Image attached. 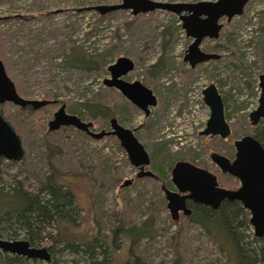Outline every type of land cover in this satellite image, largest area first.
Wrapping results in <instances>:
<instances>
[{"label":"rangeland","instance_id":"374dc122","mask_svg":"<svg viewBox=\"0 0 264 264\" xmlns=\"http://www.w3.org/2000/svg\"><path fill=\"white\" fill-rule=\"evenodd\" d=\"M120 2L0 1V59L17 93L24 99L58 102L32 114L9 103L0 105L1 115L18 134L24 149L20 163L1 158L2 182L6 188L18 184L35 193L50 162L64 174L61 181L74 193L79 217L75 224L49 230L58 234L51 253L57 262L91 264L95 256L98 262L106 259L104 264H172L173 234L179 231L178 244L186 263H223L226 256L213 237L198 225L187 223L181 214L177 221L171 220L160 183L135 178L137 170L114 137L93 140L72 127L51 132L47 123L64 104L67 113L92 122V131H107L110 118L78 116L85 113L82 103L101 102L114 110L122 126L134 130L150 159L146 170L159 176L163 184L175 190L170 170L177 161L202 166L219 176L222 173L210 160V153L232 159L233 142L249 135L253 128L248 116L258 105V76L264 75V0H250L241 16L230 22L222 20L218 39H205L200 46L219 58L194 68L183 61L191 39L185 36L176 15L161 10L137 15L117 11L103 16L86 11ZM75 57L84 60L86 67L67 64ZM119 57L134 63V69L122 79L140 82L157 97V105L147 116L103 84L110 78L108 67ZM210 83L223 98L224 118L231 131L225 140L199 134L210 114L202 100V90ZM228 180L231 187L222 188L238 187L237 182ZM142 222L148 224L150 237L141 238L131 248L127 238L114 233L119 225L127 228ZM21 239L22 235L14 240ZM87 239L94 241V255L82 250ZM67 242L80 245L70 250L65 248ZM106 244L110 245L108 253ZM49 245L43 243L38 248L48 250ZM99 247L106 250L104 256Z\"/></svg>","mask_w":264,"mask_h":264},{"label":"water","instance_id":"95a60500","mask_svg":"<svg viewBox=\"0 0 264 264\" xmlns=\"http://www.w3.org/2000/svg\"><path fill=\"white\" fill-rule=\"evenodd\" d=\"M6 1V0H0ZM250 0H217L214 2L200 1L194 3H162L152 0H121L119 4L99 5L89 7L86 11H96L99 15H107L117 11H130L132 15L147 14L156 10L174 14L181 22V28L187 38L192 42L188 45L184 62L190 68L212 60L218 55L204 53L200 44L204 39L218 38L222 28V19L230 22L232 18L241 16ZM134 69L133 62L126 57H119L114 64L108 67L110 78L103 84L108 88L117 90L126 100L142 110L145 115L149 107L156 105V98L152 91L140 82H126L122 79ZM260 95L258 105L248 116L251 126L260 122L264 128V75L258 77ZM203 102L210 114L202 136H218L226 139L230 135V128L224 118L223 102L214 84L210 83L202 90ZM9 103L19 109L30 108L37 111L57 101L29 100L21 97L14 83L8 77L5 67L0 59V105ZM48 130L53 132L61 128L72 127L85 133L93 140L104 137H115L120 147L126 153L129 163L138 170L136 176L153 177L151 172L144 168L149 165V157L142 144L133 132L119 125L115 118L109 120V130L92 131V123L84 122L79 117L68 114L65 105L61 104L53 113L52 119L47 123ZM235 149L234 159L230 161L225 156L213 153L211 161L222 174H228L238 181L236 190H226L218 186L214 174L201 169L189 162H176L171 171V183L175 190L161 187L166 200V208L172 220H177L179 214L189 216L191 210L187 208L186 201L207 206L212 210L220 207L223 201H237L242 208L250 214L249 225L256 238L264 237V148L252 136L246 135L233 142ZM0 158L12 163H20L24 159V149L18 134L0 113ZM125 184H129L126 182ZM186 193V194H183ZM0 252L9 255L25 257L50 263L51 255L47 248H35L25 239L5 240L0 238Z\"/></svg>","mask_w":264,"mask_h":264},{"label":"trees","instance_id":"16d2710c","mask_svg":"<svg viewBox=\"0 0 264 264\" xmlns=\"http://www.w3.org/2000/svg\"><path fill=\"white\" fill-rule=\"evenodd\" d=\"M67 64L71 66L82 64L83 67H86L84 60H81L79 57L72 58ZM81 106L85 110V113H78V116H84L88 119L101 118L105 120L115 116L114 110L101 102H97L94 105L85 102ZM20 110L27 111L30 114L34 113L30 108ZM75 132L78 133V131ZM250 135L256 138L264 148L263 129L252 128ZM63 175L50 162L49 171L44 177L40 188L35 193L25 191L18 184L6 188L0 175L1 239L14 240L22 235L23 239L28 241L32 247L49 243L48 251L50 254L54 252V245L59 240L58 234H53L49 230L52 228L56 229L58 225L75 224L79 217V208L75 195L69 188L63 185L61 181ZM225 178L235 181L227 174H220L217 178L218 184L228 188L231 187V183ZM161 183L168 186L166 183L163 184L162 181ZM248 219V212L236 201H224L216 210H211L201 205H194L190 215L185 217L187 223L198 225L207 235L213 237L214 241L218 244V250L226 256L225 261L220 264H264V237L256 238L253 235ZM116 232L121 233V238H127L130 248L141 238L150 237L149 226L146 222H142L139 226L134 225L127 228H122L119 225L115 228L114 233ZM174 236L176 245L173 244L175 258L172 264H188L178 244L177 238H181L179 231L173 234V238ZM111 240L113 241L112 236ZM91 242L94 241L87 239V242L81 246L84 248L82 249L83 252H89L94 255V247H91ZM79 245L67 242L65 248L75 250ZM99 248L101 249L102 256H104L106 250L104 251L102 247ZM104 248L107 249V253L110 252L109 244H106ZM92 258L94 260L91 259V264L106 263V259L104 258L99 262L95 256ZM0 264H40V261L0 252ZM48 264L63 263L52 259L51 254V261Z\"/></svg>","mask_w":264,"mask_h":264},{"label":"flooded vegetation","instance_id":"af4514ba","mask_svg":"<svg viewBox=\"0 0 264 264\" xmlns=\"http://www.w3.org/2000/svg\"><path fill=\"white\" fill-rule=\"evenodd\" d=\"M93 12H96V11H93ZM96 13H97V12H96ZM222 20H225V19H222ZM221 23H222V21H221ZM180 26H181V22H180ZM222 27H223V23H222ZM221 29H222V28H221ZM221 29H220V31H221ZM182 30H183V29H182ZM220 31H219V35H220ZM184 33H185V32H184ZM219 35H218V37H219ZM185 36H186V35H185ZM206 39H207V38H206ZM217 39H218V38H217ZM204 40H205V39H204ZM204 40H203V41H204ZM209 40H210V39H209ZM214 40H216V39H214ZM203 41H202V42H203ZM191 42H192V40H191ZM202 42H201V43H202ZM200 46H201V44H200ZM200 49H201V47H200ZM201 51H202V50H201ZM203 52H204V51H203ZM204 53H207V52H204ZM183 61H184V60H183ZM186 63H187V62H186ZM133 64H134V63H133ZM187 64H188V63H187ZM201 64H202V63H201ZM198 65H199V64H198ZM196 66H197V65H196ZM196 66H195V67H196ZM124 81H125V80H124ZM126 82H127V81H126ZM129 83H132V82H129ZM143 86H144V85H143ZM205 88H206V87H205ZM217 91H218V90H217ZM153 95H154V94H153ZM259 95H260V92H259ZM154 96H155V95H154ZM220 96H221V95H220ZM155 98H156V105H157V97L155 96ZM221 98H222V97H221ZM202 99H203V98H202ZM258 99H259V98H258ZM222 102H223V98H222ZM203 103H204V102H203ZM50 105H51V104H50ZM156 105H155V106H156ZM48 106H49V105H48ZM155 106H154V107H155ZM46 107H47V106H46ZM206 107H207V106H206ZM223 107H224V102H223ZM150 108H152V107H149V112H150ZM41 109H43V108H41ZM41 109H39V110H41ZM223 110H224V108H223ZM37 111H38V110H37ZM65 111H66V109H65ZM66 113H67V112H66ZM68 114H69V113H68ZM148 114H149V113H148ZM148 114H147V115H148ZM144 115H145V114H144ZM147 115H145V116H147ZM224 116L227 117V115H225V113H224ZM111 118H115L116 121H117V123H118L119 125H121L120 122H119V120H118L116 117H111ZM111 118H110V119H111ZM110 119H109V120H110ZM206 122H207V121H206ZM205 125H206V124H205ZM121 126H122V125H121ZM123 127H124V126H123ZM252 127H253V128H261V129L264 130V128L262 127L261 122H260L257 126H252ZM125 128H126V127H125ZM229 128H230V127H229ZM127 129L131 130V131L133 132V134H134V130H132V129H130V128H127ZM201 132H202V131H201ZM201 132H200V133H201ZM200 133H199V134H200ZM230 135H231V131H230ZM230 135H229V136H230ZM134 136H135V134H134ZM200 136H202V135H200ZM249 136H252V135L249 134ZM135 137H136V136H135ZM210 137H218V136H210ZM252 137H253V136H252ZM114 138H115V137H114ZM136 138H137V137H136ZM227 138H228V137H227ZM227 138H226V139H227ZM115 139H116V138H115ZM255 139H256V138H255ZM116 140H117V139H116ZM137 140H138V139H137ZM223 140H225V139H223ZM256 140H257V139H256ZM257 141H258V140H257ZM258 142H259V141H258ZM259 143H260V142H259ZM261 146H262V145H261ZM262 147H263V146H262ZM213 153H216V152H212V153H210V155L213 154ZM216 154H219V153H216ZM219 155H221V154H219ZM222 156H223V155H222ZM148 157H149V156H148ZM209 158H210V156H209ZM226 158H227V157H226ZM233 159H234V155H233L232 159H229V160L232 161ZM210 160H211V159H210ZM177 162H178V161H177ZM189 163H190V162H189ZM212 163H213V162H212ZM149 164H150V159H149ZM191 164H192V163H191ZM193 165H194V164H193ZM214 165H215V164H214ZM195 166H196V165H195ZM215 166H216V165H215ZM197 167H199V166H197ZM216 167H217V166H216ZM199 168H201V169H205V168H203L202 166L199 167ZM217 168H218V167H217ZM134 169H135V168H134ZM171 169H172V168H171ZM136 170H137V169H136ZM145 170H146V167H145ZM205 170H207V169H205ZM170 171H171V170H170ZM207 171H209V170H207ZM218 171H219V169H218ZM137 172H138V170H137ZM137 172H136V173H137ZM209 172H210V171H209ZM219 172H220V171H219ZM210 173H212V172H210ZM215 173H216V172H215ZM220 173H221V172H220ZM212 174H213V173H212ZM135 175H136V174H135ZM154 175H155V174H154ZM214 175H215V174H214ZM227 175H228V174H227ZM155 176H157V175H155ZM215 176H216V178H218L217 175H215ZM228 176H229V175H228ZM230 177H231V176H230ZM157 178H158L157 180L154 179V178H152V179L155 180V181H157L158 183H160V189H161L162 186H164L165 188L174 191L173 188H170L169 186H166V185H162L159 176H157ZM231 178H233V177H231ZM233 179H234V178H233ZM234 180L237 181L236 179H234ZM217 182H218V181H217ZM237 183H238V181H237ZM218 186L221 187L219 184H218ZM238 187H239V184H238ZM238 187H237V188H238ZM221 188H222V187H221ZM237 188H236V189H237ZM236 189H234V190H236ZM226 190H229V189H226ZM161 191H162V190H161ZM183 194H186V193H183ZM223 202H224V201H223ZM223 202H222V203H223ZM226 202H229V201H226ZM232 202H235V201H232ZM236 202H237V201H236ZM222 203H221V204H222ZM238 203H239V202H238ZM221 204H220V205H221ZM239 204H240V203H239ZM194 205H200V204H195V203H193L192 201H189V200L186 201V206H187V208H189L191 211L193 210V206H194ZM240 205H241V204H240ZM201 206H203V205H201ZM241 207H242V205H241ZM210 209H211V208H210ZM211 210H212V209H211ZM244 210H245V209H244ZM246 211H247V210H246ZM247 212H248V211H247ZM190 213H191V212H190ZM180 214L182 215V213H180ZM180 214H179V216H180ZM248 214H249V212H248ZM182 216H183V215H182ZM183 217H187V216H183ZM249 217H250V214H249ZM178 219H179V218H178ZM178 219H177V220H178ZM248 223H249V219H248ZM249 226H250V225H249ZM252 233H253V232H252Z\"/></svg>","mask_w":264,"mask_h":264},{"label":"bare ground","instance_id":"6f19581e","mask_svg":"<svg viewBox=\"0 0 264 264\" xmlns=\"http://www.w3.org/2000/svg\"><path fill=\"white\" fill-rule=\"evenodd\" d=\"M260 76V75H259ZM258 76V77H259ZM259 81V80H258ZM58 103V102H57ZM56 104V103H55ZM31 110V109H30ZM33 111V110H32ZM92 123V122H91ZM92 128H93V124H92ZM74 129V128H73ZM74 130H76V129H74ZM92 130V129H91ZM49 131V130H48ZM76 131H79V130H76ZM79 132H81V131H79ZM83 133V132H82ZM85 134V133H84ZM86 135V134H85ZM89 137V136H88ZM109 137V136H108ZM113 137V136H112ZM118 141V140H117ZM119 143V142H118ZM128 160V159H127ZM144 170H145V168H144ZM145 171H149V170H145ZM149 172H151V171H149ZM152 173V172H151ZM137 174V173H136ZM153 174V173H152ZM154 175V174H153ZM155 176V175H154ZM135 177H137L136 175H135ZM157 177V176H156ZM137 178H139V177H137ZM142 178H153V177H142ZM139 179H141V178H139ZM155 179V178H154ZM158 179V178H157ZM156 179V180H157ZM164 187V186H163ZM205 207H207V206H205ZM209 208V207H208ZM172 220V219H171ZM173 221H177V220H173ZM36 248V247H35ZM27 259V258H26ZM29 260H31V259H29ZM34 261H39V260H34ZM40 262H43V261H40Z\"/></svg>","mask_w":264,"mask_h":264}]
</instances>
